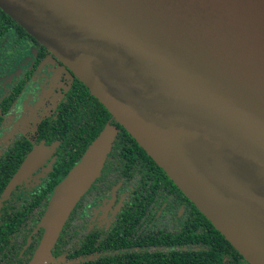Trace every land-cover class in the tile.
Wrapping results in <instances>:
<instances>
[{
    "label": "water",
    "instance_id": "water-1",
    "mask_svg": "<svg viewBox=\"0 0 264 264\" xmlns=\"http://www.w3.org/2000/svg\"><path fill=\"white\" fill-rule=\"evenodd\" d=\"M0 10L74 71L249 264H264V0H0ZM116 132L106 126L56 186L29 264L49 262Z\"/></svg>",
    "mask_w": 264,
    "mask_h": 264
},
{
    "label": "flooded vegetation",
    "instance_id": "flooded-vegetation-1",
    "mask_svg": "<svg viewBox=\"0 0 264 264\" xmlns=\"http://www.w3.org/2000/svg\"><path fill=\"white\" fill-rule=\"evenodd\" d=\"M108 125L118 132L101 174L46 264H177L179 244L206 251L210 222L59 56L0 14V264L30 263L56 186ZM218 255L249 264L223 247Z\"/></svg>",
    "mask_w": 264,
    "mask_h": 264
},
{
    "label": "trees",
    "instance_id": "trees-1",
    "mask_svg": "<svg viewBox=\"0 0 264 264\" xmlns=\"http://www.w3.org/2000/svg\"><path fill=\"white\" fill-rule=\"evenodd\" d=\"M0 14L5 15L1 10H0ZM120 128H121V134L126 135L127 137L131 136L121 125H120ZM116 131L118 132V130H116ZM117 132H116V134H117ZM121 137L122 136H120L119 138H121ZM114 140H115V138H114ZM165 176L168 178L167 175H165ZM195 210L197 211V208H195ZM197 213H198V211H197ZM200 216L203 220L208 222V220L205 217H203L202 215H200ZM210 226L212 227L213 232L210 234L209 242L206 246L207 247L206 251H200V252H190L188 250L185 251V250H182L183 244H179L178 245V252H175L176 257H174L173 259H170V260H175V262L177 264H188L189 262H191V260H194L197 264H204V262H208V264H222L223 258L218 255V251H220L222 247L224 248L226 253L233 252V253L238 254V256L241 258L239 253L228 243V241H226L224 239V237L212 226L211 223H210ZM99 261L100 262H107V259H106V257H104V258H100ZM114 261H115V259H114ZM163 262H165V261H163Z\"/></svg>",
    "mask_w": 264,
    "mask_h": 264
}]
</instances>
